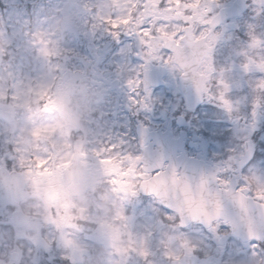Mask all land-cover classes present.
I'll list each match as a JSON object with an SVG mask.
<instances>
[{"label":"flooded vegetation","instance_id":"flooded-vegetation-1","mask_svg":"<svg viewBox=\"0 0 264 264\" xmlns=\"http://www.w3.org/2000/svg\"><path fill=\"white\" fill-rule=\"evenodd\" d=\"M215 1L218 6L210 9V18L220 9L228 8L235 2H238V6L235 8L236 13L211 30L212 34L223 30V34H232L233 37H223L228 42L227 50L218 55L214 45L212 60L215 71L208 83L210 91L202 94L199 103L186 99L181 92L182 71L178 67L165 63L164 60L149 58L139 38L125 31H121L116 38L105 35L101 42L96 38H85V52L90 57L77 60L76 64L80 63V66L77 65L76 68L73 59L66 60L69 67L65 68L61 79L66 76L75 78L86 91H94L97 102L85 128L69 129L65 133L66 139L57 144L69 155V137L72 139L71 152L77 143H81L85 153L83 159L100 172L93 195L110 188L118 197L110 219L102 218V214L108 212L103 205L84 207L70 199L76 224L72 239L81 245V249L75 252L69 250L61 233L53 225L45 224L49 204L44 193L43 199L47 205L43 216L44 225L41 229L37 226L35 235L21 232L16 217L23 214V209H18L15 213L13 203L17 198L26 196L22 190H15L14 183L17 178H25L24 169L20 165L23 153L17 152L16 145L6 136L0 135V264L8 261L14 253L17 255V264H84L86 259L104 256L106 264H260L264 260V243H260V247L255 250L258 255H253L251 245L258 241L234 236L223 221L218 222L215 230L193 223L181 227L176 219L177 215L165 210L153 193L141 189L137 191V195L121 199V194L114 192L107 183L100 158L94 154L95 151L115 144L122 154L133 158L141 157L139 166L149 172L163 167L168 170L174 168L180 173L178 162L183 157L217 165L218 177L230 182L233 180L237 187H243L246 180L251 181L253 187L260 182L258 167L253 166L255 157L238 174L235 171V159H223V142L226 143L223 138V124L230 125L237 116L234 122L236 127L243 124L249 128V123L252 124L255 146L257 143L258 147L264 140V88L260 87L264 72L258 69L247 71L243 67L249 59L259 62L264 58V0ZM220 2L223 4L219 5ZM240 8L242 11L237 13ZM253 40L261 43L253 47ZM125 44H128L126 58L106 57L110 53L108 50L119 49ZM104 45H108L106 51ZM169 54L171 53L167 50L161 53L165 59ZM157 67L160 70L158 73L163 72L162 67H165L163 78L157 72L150 75V71ZM137 78L142 83L133 92L128 81ZM221 79L228 85L226 91L220 83ZM222 91L230 108H226L219 99ZM21 94L29 95L25 92H14V96L19 98ZM11 96L13 95H6L0 99L16 104L20 112L27 111L33 119L40 116L29 112ZM133 99L142 100L144 103H133ZM211 113L221 116V156L218 157L205 155V142L202 143L200 138H196L193 129L188 127L191 121ZM58 127L55 124H41L36 127L32 132L37 140L34 152L46 147H41L40 140L43 138L48 143V138L53 134L55 136ZM204 129L202 133L207 134ZM250 166L253 170L248 173ZM29 183L32 184L31 181ZM32 186L33 196H39L40 191L33 184ZM116 211L123 214L124 220L121 223L127 234L126 238L130 236L135 242L146 243L150 252L147 258L135 252L130 253L129 257L116 252L113 245L120 242L111 238L108 227ZM259 234L264 235V224ZM184 241L195 246L190 255L183 246ZM165 252L180 256V261L168 259Z\"/></svg>","mask_w":264,"mask_h":264},{"label":"snow or ice","instance_id":"snow-or-ice-1","mask_svg":"<svg viewBox=\"0 0 264 264\" xmlns=\"http://www.w3.org/2000/svg\"><path fill=\"white\" fill-rule=\"evenodd\" d=\"M113 3L119 8L118 11L98 17L100 24L107 26L113 36L118 37L121 31L136 35L149 58L164 60L165 63L178 67L186 78L193 81L198 96L210 91L208 83L215 71L212 50L218 36L213 35L209 27L214 21L207 15L210 11L208 0H113ZM35 35L43 44L38 50V55L45 59L60 55L57 47H49L52 44L50 38L44 39L43 34ZM260 43L259 40H253L252 46L256 47ZM165 50L171 53L166 59L161 55ZM243 67L247 71L258 69L264 72V58L259 62L249 59ZM141 83L137 78L129 80L128 86L136 92ZM220 83L226 91L228 85L223 79ZM260 87L264 88V80L260 81ZM2 95L0 93V96ZM27 97L28 99L20 105L35 115L50 114L62 107L52 85H41L36 89H30ZM12 99L20 100L16 96ZM219 99L226 108H230L228 101L224 99L223 91L220 92ZM133 103L142 104L144 101L133 99ZM75 149L80 156L85 155L81 143H77ZM16 151L20 152L18 148ZM62 153L63 148L57 144L53 134L48 138L44 149L23 154L20 165L24 169V177L32 182L38 192L41 185H45L44 196L49 204L45 224L53 225L61 233L65 244L73 247L75 242L72 236L76 224L71 211V200L67 194L58 189L55 181L57 174L62 169L69 168L72 163L71 159L62 158ZM94 154L100 158L107 183L114 192L121 194V199L135 196L141 189L153 193L175 210L176 219L181 225L187 221H202L215 230L221 218L224 223H230L229 208L225 205L235 206L238 213L245 202L264 208V182H258L253 187L252 182L246 180L243 187L231 188L230 181L218 176L208 178L201 176L196 180L178 173L174 168L168 170L163 167L149 172L139 166L141 157L133 158L122 154L115 144L95 151ZM123 220V214L116 211L112 223L108 225L111 238L120 242L113 245L116 252L127 257L135 252L147 258L150 252L146 243L135 242L130 236L126 238L127 234L121 223ZM214 221L217 224L214 225ZM248 238L258 241L251 245L253 255H258L255 250L260 247V243H264V235L249 228ZM183 246L189 255L195 248L187 241H184ZM165 256L177 262L181 259L171 252H165ZM260 264H264V260Z\"/></svg>","mask_w":264,"mask_h":264},{"label":"rangeland","instance_id":"rangeland-1","mask_svg":"<svg viewBox=\"0 0 264 264\" xmlns=\"http://www.w3.org/2000/svg\"><path fill=\"white\" fill-rule=\"evenodd\" d=\"M66 1L68 0H0V93L3 94L0 98L8 95L7 92L12 93L13 96L14 92L29 93L30 89H36L41 85H52L55 91L56 83L62 80L65 68L69 67L66 60L73 59L76 68L77 65L80 66V63L76 64L77 60L88 58L83 50V44H86L85 38L89 40L96 38L101 42L105 35L113 36L107 26L100 24L98 19L100 15H109L112 11L119 10L113 0H69L78 14L77 24L71 30L56 37V33L47 27L52 16L61 11ZM217 4L215 0H208L209 9L218 6ZM222 4L223 2H220L219 5ZM207 15L210 19L209 12ZM35 34H43L44 39L50 38L52 44L49 47H57L60 55L51 59L38 55V50L43 44ZM213 35L218 36L215 43L218 55L223 50H227L228 42L223 40V37L226 39L233 35L223 34V30L216 31ZM27 42L32 49L26 47ZM108 45H104L105 51ZM108 52L110 53L107 54V58H126L128 44ZM204 116L191 121L188 127L193 129L196 138H200L202 143L205 142L203 148L205 155L221 156L219 142L222 135L221 116L217 113ZM235 117L230 125L223 124V138L226 139V143L223 142V159L226 160H233L241 153L252 133L251 123L249 128L243 124L236 127ZM203 129L207 130V134L202 133ZM71 143L72 139L69 137L68 145ZM70 152L69 148V155ZM256 152L253 166L258 167L260 182H264V140L258 144ZM252 170L250 166L247 172L250 173ZM80 247L79 243H75L73 247H69V250L75 252L81 249Z\"/></svg>","mask_w":264,"mask_h":264},{"label":"clouds","instance_id":"clouds-1","mask_svg":"<svg viewBox=\"0 0 264 264\" xmlns=\"http://www.w3.org/2000/svg\"><path fill=\"white\" fill-rule=\"evenodd\" d=\"M78 21V14L71 6L64 8L54 14L48 24V29L56 33V37L74 28ZM26 47L32 49L27 42ZM55 93L60 100L62 107L58 112L38 116L33 119L27 112H20L16 104L6 103L0 99V135L6 136L23 154L33 153L37 140L32 132L41 124L59 125L54 136L55 141L60 144L66 139L65 133L69 129H84L87 125L97 102L94 91H86L77 80L66 76L55 85ZM28 99L27 95L21 94L19 103ZM75 131L73 132V134ZM41 147L47 146V142L40 140ZM63 153L66 151L63 150ZM62 158L71 159V166L62 169L55 177L58 189L67 194L70 199L78 205L93 207L96 204L103 205L108 212L102 214L103 219H110L114 202L118 200L110 188L100 194L93 195L95 185L100 178V172L93 165L87 163L80 156L76 149L70 155ZM15 190H22L26 196L17 198L13 203L14 212L23 209V214L16 217L21 232L28 235H35L37 226L41 229L44 225L43 216L47 211V205L43 199L45 185H41L40 195L33 196V186L27 178H17ZM39 213V214H37ZM4 264H17V255L14 253ZM84 264H106V256L103 258L86 259Z\"/></svg>","mask_w":264,"mask_h":264},{"label":"water","instance_id":"water-1","mask_svg":"<svg viewBox=\"0 0 264 264\" xmlns=\"http://www.w3.org/2000/svg\"><path fill=\"white\" fill-rule=\"evenodd\" d=\"M69 6L70 5L67 4L64 6V8L69 7ZM227 11H229V9L221 10L220 13L213 19L214 23L212 24V26L222 21L223 17L228 16ZM184 78L186 79L185 76ZM251 155H252V151L249 147L245 155L242 156L241 162H239V166L246 163L250 159ZM182 162H181V165L183 169H182L181 174L189 177L190 179L195 178L196 180H199L201 176L205 178L216 176L217 171L214 167H210L209 165H203L202 163L196 164V166H192V165L187 164L186 162H183V163ZM163 206L175 212L174 209L166 205L164 202H163ZM225 206L229 208L228 220L230 221V225L232 226V230L235 235H239V236L248 235L249 228H251V230L253 231L254 226L256 224V220L260 218V216L257 213L256 205L251 204L250 202H245V205L241 208L240 213H238V210L235 208V206H229V205H225ZM249 209H251L250 212H249ZM187 222H190V221H187ZM192 222H198V223H202L206 225L202 221H192Z\"/></svg>","mask_w":264,"mask_h":264}]
</instances>
